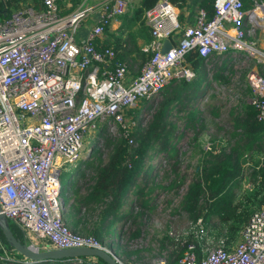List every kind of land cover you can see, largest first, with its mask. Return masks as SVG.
<instances>
[{
	"label": "built area",
	"instance_id": "1",
	"mask_svg": "<svg viewBox=\"0 0 264 264\" xmlns=\"http://www.w3.org/2000/svg\"><path fill=\"white\" fill-rule=\"evenodd\" d=\"M58 1L20 4L0 18V212L36 249L105 248L93 235L74 232L65 223L60 165H75L85 135L102 125L131 144L136 120L129 110L172 80L192 79L195 71L185 60L189 50L204 58L229 51L257 53L245 37L247 24L264 23V0H252L249 7L242 0H212L211 14L198 5L190 20L169 0H155L141 13L150 37L140 45L145 59L135 74L104 35L128 0H101L81 39L77 30L88 5L80 2L60 13ZM168 37L172 44L161 52ZM246 81L251 88L247 102L264 133L263 72L252 67ZM73 258L106 264L95 256ZM151 264H264V203L250 213L233 243L204 244L197 253L190 241L174 262Z\"/></svg>",
	"mask_w": 264,
	"mask_h": 264
},
{
	"label": "trees",
	"instance_id": "2",
	"mask_svg": "<svg viewBox=\"0 0 264 264\" xmlns=\"http://www.w3.org/2000/svg\"><path fill=\"white\" fill-rule=\"evenodd\" d=\"M154 1L139 0V4L133 8L129 16L130 20L133 19L138 22L137 32H142L145 41L149 39L150 35L147 26L143 23L141 13ZM169 1L177 8H181L185 0ZM27 3L39 6L40 0H0V18L7 15L12 8ZM242 3L243 6L249 7L251 1L242 0ZM199 5L204 6L211 14L212 0H201ZM126 16L124 14L122 17L119 26L121 31L113 38L115 54L117 58L123 60L124 58L127 59L125 56L128 53L137 52L141 60L138 64L141 65L145 55L135 42V33L129 30V20L125 19ZM179 18H182L181 12ZM123 32L125 34L121 38ZM225 53L227 52L222 54ZM224 58L228 60V56L222 59ZM128 59L130 63L135 62L131 56ZM185 60L195 71V76L190 80L179 79L169 89L163 88L164 93L153 107L146 123L143 126L139 124L131 126L130 135L133 138L131 144L120 135L107 134L105 125L99 128V134L102 135L103 144L106 146V159L101 163L100 154H94L96 164L92 163L91 160L93 159H84L82 162L87 168L91 167L93 171L90 177L91 182L87 184L83 192L73 183L68 187L70 188L68 190H71L74 195L70 196L68 210L64 211L63 219L72 231L80 234H91L101 242L104 236L110 232L109 227L116 221V217L119 218L127 214L126 209H119L122 194L130 188L132 191H138L139 195L145 193L136 179L140 175H143L144 179L148 176L149 164L146 161L155 153H163L165 157H172L175 152L174 144L170 141L171 132L176 127L175 121H170L169 118L172 107L178 113L183 112L177 117L182 119L184 127L193 131L192 146L197 148L199 153L198 162L193 168V176L187 184L181 202V206L187 211L190 218L195 220L197 217H201L200 220L204 222L202 228L205 232L214 236L215 241L221 239L223 244L229 245L235 240L250 213L264 203V133L260 122L255 119L254 106L249 102L241 101L229 108L227 127L222 124L216 126V131L220 132L221 136L217 137L218 134L210 135V146L207 149L201 148L198 145L197 137L206 123L202 116L197 113L196 104L187 106L186 100H190L194 94H198L197 91L204 80L205 58L197 54L195 50H189L185 55ZM224 64H226V60ZM223 65L220 64L213 76L225 82L228 76L223 72L225 70V65ZM248 89L250 88L248 87ZM135 109L136 107L129 111L135 113ZM210 111L217 114L213 108ZM177 132L180 134V131ZM96 151L98 150L93 146L92 153ZM245 155L251 158V163L248 165L250 169L247 172L251 184L249 189L243 190L235 198L234 188H239V180L242 174L241 165ZM258 155H261V158ZM254 156H258V158ZM177 161L176 158H173L169 167L173 173L176 171L175 164ZM176 176L170 178L163 188L181 183V178L178 179ZM140 205L146 208L151 207L147 203V199H141ZM209 216L216 217L219 223H206ZM102 220L105 221L104 227L100 224ZM7 221L14 236L20 242L25 241L26 238L19 227L12 221L8 219ZM138 233L139 229L135 228L132 236ZM197 238L199 237L189 233L182 245L178 243L177 247L170 250L167 261L174 262L180 257L185 244L190 241L195 243V250L199 253L201 246ZM0 244L2 245H0V264H84L83 262H74L73 257L33 261L21 256L18 252L11 255L10 249L12 247L5 241L1 231ZM3 245L5 250H2ZM104 246L117 260H120L117 254L123 250L118 243L111 245L109 242ZM135 251L136 249L124 250V253L134 254ZM7 254L9 258H4ZM80 257L86 258V256Z\"/></svg>",
	"mask_w": 264,
	"mask_h": 264
},
{
	"label": "rangeland",
	"instance_id": "3",
	"mask_svg": "<svg viewBox=\"0 0 264 264\" xmlns=\"http://www.w3.org/2000/svg\"><path fill=\"white\" fill-rule=\"evenodd\" d=\"M133 8L134 6L130 4L126 7L125 12L132 11ZM247 26L250 29L245 39L253 41L258 52L249 55L246 51H229L224 55L211 54L206 57L203 66L204 80L201 83L200 89L197 91L198 94H194L193 98L186 100L187 106L196 104L198 109L197 113L202 116L206 123L204 129L197 137L198 145L203 149L207 148L205 145H208V147L210 146V135L218 134L217 137H219L220 132L216 131V126L218 124L227 127L228 109L241 101H248L247 99L251 95V88L246 81V74L248 71L254 67L259 72L262 71L264 75V25L255 27L247 24ZM132 53L133 54L130 56L134 59V63H130V60L125 58L123 61L127 64L128 68L132 67L135 70H139L140 65L138 66V62L141 60L136 52ZM225 56H228V60L226 58L222 59ZM225 60L226 64H224L225 70H223V72L226 73L228 77L224 82L221 79L215 78L213 73L220 67V64L223 65ZM175 81L177 80L168 83L163 88L169 89L175 85ZM248 87L250 89H248ZM163 88L150 100H140L138 102L134 113L136 125L139 124L143 126L146 123L150 117V113L153 111V107L164 93ZM211 108H213V111L217 114H213V112L210 111ZM181 112L182 111L178 113L174 111L173 107L170 108V121L174 120L176 124V127L171 132L170 138L175 148L172 157H165L163 153H155L146 161L149 164L148 176L144 179L143 175H140L136 179L139 181V186L142 187L145 193L139 195L138 191H132V188H130L122 194V201L119 209H126L127 214L119 218L116 217V221L109 227L110 232L106 234L101 241L104 244L110 242L111 245L115 243L120 245L123 252H119L117 256L120 259L118 261L122 264H151L159 259L168 260L167 255L170 250L173 247H177L179 244L182 245L189 233H193L195 236L199 237L197 241L200 246L208 244L210 248L222 242L221 239L215 241L213 238L214 236L209 235L205 232L204 228H202L204 222L201 220L198 221L199 217H197L198 219L192 220L187 211L181 206L182 195L193 176V168L198 162L197 158L199 154L197 148L192 146L191 136L193 131L190 128L184 127L182 125V119L177 117ZM177 131H180V134H178ZM106 132H108L107 134L109 135H117L114 132H110L107 127ZM83 141L84 148L82 157L76 164L62 163L60 165V194L63 197L72 173L75 172V180H73V182L71 181V183L76 185L81 192H83L87 184L91 182L90 177L93 171L91 167L87 168L85 166L82 162L84 159H93L91 161L95 164L97 161L94 154H100L101 163L106 159V146L103 144V137L99 134L98 128L87 133ZM93 146L98 151L92 153ZM258 156L261 158V155ZM258 156L254 157L258 158ZM173 158L178 160L175 164V173L169 170ZM250 163L251 158L245 155V159L241 165L242 174L239 180V188H234L235 198L239 196L240 192L250 188L251 182L248 180L247 175L250 169L248 167ZM174 176L178 179L181 178V183L163 188L169 179ZM141 199H147V203L151 205V207L146 208L141 206ZM207 220L206 223L209 224L219 223L218 219L214 216H209ZM104 223V220L100 222L103 227ZM135 228L139 229V233L132 236ZM238 238L239 232L235 240ZM5 249L4 246L2 250ZM135 249L136 251L134 254L130 252L124 253V250L130 251ZM10 252L11 255H14L17 251L12 248ZM4 258H9V255H5Z\"/></svg>",
	"mask_w": 264,
	"mask_h": 264
},
{
	"label": "crops",
	"instance_id": "4",
	"mask_svg": "<svg viewBox=\"0 0 264 264\" xmlns=\"http://www.w3.org/2000/svg\"><path fill=\"white\" fill-rule=\"evenodd\" d=\"M100 1L101 0H59L58 1L59 12L60 13H65V12H68V11L72 10L80 2H85L88 5L90 10H89L88 14L86 15L85 19L79 25L78 30H77V36L76 37L78 39L83 38V36H84L85 32L87 31V29L93 24L94 17L96 15V9H97L98 3ZM200 1L201 0H185V3L181 6V8L184 9L185 11H187V13H188V15H187L188 20H190L194 9L199 5ZM250 1H252V0H250ZM130 4L135 7V6H137L139 4V0H128L127 1V7ZM124 14L127 15L125 17V19L129 20V23H128L129 30L133 31L135 33V42H136L137 46L140 48V45L145 40H144V36H143L142 32H140V33L137 32L138 22L134 21L133 19L130 20L129 16L131 14V11L123 13V16H124ZM120 16H122V14L118 15L116 18L111 19L109 25L106 27V30H104V35L106 37L110 38V41H111L112 44H113L114 36L121 31L119 26H120V24L122 22V17L123 16L122 17H120ZM262 25H264V24L262 23L261 25H258L256 27H261ZM124 34L125 33L123 32L122 35H121V38L124 36ZM259 47H260V45H259ZM132 52L128 53L127 56H125V57H127V59H128V57L133 54ZM230 52H232V51H230ZM139 65L140 64H138V66ZM128 69H129V72L131 74H135V73L138 72V69L135 70L132 67H129ZM74 173H72V175L70 176V180H69L70 182H69V184H67V189H65V191H64L65 198L67 197V199L64 198V200H65V202H64L65 203V211L68 210V202L71 200V197L74 195V193H72L71 190H68V189H70L68 187L71 184V181L73 182V180H75Z\"/></svg>",
	"mask_w": 264,
	"mask_h": 264
},
{
	"label": "water",
	"instance_id": "5",
	"mask_svg": "<svg viewBox=\"0 0 264 264\" xmlns=\"http://www.w3.org/2000/svg\"><path fill=\"white\" fill-rule=\"evenodd\" d=\"M172 44L171 38L164 39L161 45V52H165ZM0 231L5 241L23 257L28 260L54 259L76 256H95L104 261L106 264H122L106 248L92 246L64 247V248H47L36 249L30 243L20 240L11 232L7 218L0 212Z\"/></svg>",
	"mask_w": 264,
	"mask_h": 264
},
{
	"label": "bare ground",
	"instance_id": "6",
	"mask_svg": "<svg viewBox=\"0 0 264 264\" xmlns=\"http://www.w3.org/2000/svg\"><path fill=\"white\" fill-rule=\"evenodd\" d=\"M261 16V15H260Z\"/></svg>",
	"mask_w": 264,
	"mask_h": 264
}]
</instances>
